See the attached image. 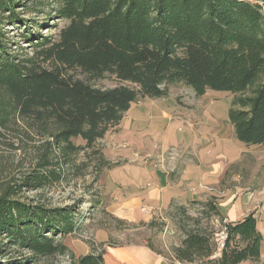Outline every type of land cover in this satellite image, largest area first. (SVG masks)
Instances as JSON below:
<instances>
[{"label": "trees", "instance_id": "16d2710c", "mask_svg": "<svg viewBox=\"0 0 264 264\" xmlns=\"http://www.w3.org/2000/svg\"><path fill=\"white\" fill-rule=\"evenodd\" d=\"M52 2L55 18L65 25L55 40L23 37L33 50L27 56L11 50L4 29L25 25L18 13L25 5L0 0V145L20 128L25 138L44 139L30 173L0 182V241H6L0 258L9 245L29 250V260L64 252L54 237L79 228L73 213L28 205L18 196L68 180L75 173L64 167H74L77 156L118 126L132 103L165 98L170 86L184 84L198 97L206 90L232 95L227 121L235 139L264 147V0ZM106 77L128 85L91 84ZM189 203L220 216L214 197ZM219 222L227 238L211 264L259 260L262 235L254 212L238 222ZM196 227L185 230L173 249L177 261L209 259L211 235ZM77 264H104L103 253Z\"/></svg>", "mask_w": 264, "mask_h": 264}, {"label": "rangeland", "instance_id": "374dc122", "mask_svg": "<svg viewBox=\"0 0 264 264\" xmlns=\"http://www.w3.org/2000/svg\"><path fill=\"white\" fill-rule=\"evenodd\" d=\"M19 2L25 5L18 10L25 25H6L4 29L11 50L30 56L31 44L23 37L38 34L55 40L58 29L65 22L55 18L52 0ZM37 9H41L39 13ZM91 84L99 89L128 85L113 77ZM232 98L226 92L213 90H206L198 97L190 87L180 83L168 87L165 98H146L132 103L116 131H111L92 149L77 156L74 167H64L65 171L75 173L68 180L49 188L24 190L18 196L28 205H43L48 210L69 209L73 213L79 228L70 235L54 237V245H61L64 252L29 260L32 258L29 250L9 245L0 264H77L84 256L100 253H103L105 262L110 259L113 264H131L133 261L138 264V252L131 247L138 245L151 247L170 264H211L210 259L205 258H196L190 263L177 261L173 249L180 244L185 230L197 226L211 235L213 253V237L221 229L217 216L203 213L200 206L186 202L185 206L176 204L138 220L137 216L143 215L137 212V216H133L122 205L132 190L130 186L136 183L144 186L147 180L144 175L140 176V171L133 172L142 163L139 156L146 165L163 173L190 165L195 162V157L206 162L216 158L220 166L217 177L213 175L214 179L202 183L204 188H199L200 195L206 200L214 197L219 201L233 196L251 198L250 202L261 211L259 230L264 237V147H247L235 139L227 121ZM163 113L170 114L172 122L179 121L180 125L176 126L181 130H167ZM16 131L18 136L9 134L5 144L0 145V182L19 181L30 173L36 162L37 149L44 142L34 135L25 138L21 128ZM19 137L22 142H18ZM146 140L148 145L155 143L154 147L161 149L158 155L146 156L138 151ZM74 142L81 143L79 140ZM55 155H58L57 150ZM204 171H208L207 166ZM139 260L140 264H150L146 256H140ZM246 264H264V257Z\"/></svg>", "mask_w": 264, "mask_h": 264}, {"label": "crops", "instance_id": "0c3cea01", "mask_svg": "<svg viewBox=\"0 0 264 264\" xmlns=\"http://www.w3.org/2000/svg\"><path fill=\"white\" fill-rule=\"evenodd\" d=\"M126 113L123 115V118L119 122L118 126L110 129L106 133V135L111 131H116L120 127L123 119L126 116ZM162 119L167 123V128H168L167 130H169L170 128H173L174 132L176 131L178 132L181 130V129L178 130V128H181L180 126H176L178 123L180 125V122L176 120L172 122L170 119V114L163 113ZM135 123L137 122L135 121ZM152 130L153 129H151V131ZM151 144L152 145H148V142L146 140L144 142V146H142L141 149H139L138 151L144 153V155L146 156L153 154L158 155L159 154L158 150L161 149L159 147H154L155 143H151ZM152 150H155V152L152 153ZM139 157L142 158V163L139 164L137 168H134L133 172L140 171L139 172L140 176L144 175L147 178V180L145 181L144 186H140L137 183L132 184L130 186L132 187L131 192H129L128 197L122 202V205L125 206L126 210L128 209V211H131L133 216L135 215L137 216V212L143 215V216H137L138 220L143 219L144 217L148 216L150 213L156 212V210H162V209L167 210L176 204H181L185 206L186 202L188 203L190 201H205L206 198H203L200 195L202 191L199 188L201 189L204 188L202 186V183L204 181L206 182L207 180H212L216 178L217 177L216 174L217 172H219V167H220L219 164L216 163L217 160L216 158L206 162V161H200L197 157H195L194 163L190 165L185 164L184 166H181L179 169H177L175 172L174 169H171L170 173H163L162 171L153 169L152 167H150V165H146L147 163L143 160V157L142 156ZM158 158H161V156H159ZM212 161H214L215 163H212ZM125 164L127 165L128 163ZM206 166L208 168V171L205 172L204 168ZM139 173H137L136 175L138 176ZM213 175H215L214 178ZM250 201L251 198L247 196L245 197L233 196L228 199H224L220 201L216 199V207L220 214V216H217L219 221H222L223 223L238 222L247 214L254 212L255 216L257 217V229L260 232L259 222L262 220L260 219L261 211H259V208L253 202ZM242 204L245 205L246 207L245 210ZM141 209H145V212H142ZM260 233L262 235V242L260 246L259 260H261V258L264 257V252H262L264 237L262 232ZM131 247L135 248V251L138 252V264H140L139 262L140 256L148 257L150 259V264H170L169 261H167L164 257L156 253L154 250H150L145 245H138ZM108 260L109 262H105L103 258L104 264H113V262L110 259ZM129 260L132 262V257H129ZM250 262L253 263L252 261H246L241 264H246ZM131 264H137V263L133 261ZM173 264L176 263L173 262Z\"/></svg>", "mask_w": 264, "mask_h": 264}, {"label": "built area", "instance_id": "2783aa9c", "mask_svg": "<svg viewBox=\"0 0 264 264\" xmlns=\"http://www.w3.org/2000/svg\"><path fill=\"white\" fill-rule=\"evenodd\" d=\"M142 212H145V209H141ZM227 238V230L224 224L221 226V229L214 234L213 242L215 245V249L213 253L210 255L209 259L211 261H215L220 258L221 253L225 246V240ZM176 264H181L179 262H175Z\"/></svg>", "mask_w": 264, "mask_h": 264}]
</instances>
